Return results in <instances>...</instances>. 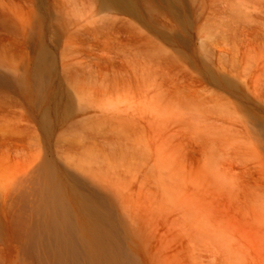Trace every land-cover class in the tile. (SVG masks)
<instances>
[{
  "label": "rangeland",
  "instance_id": "obj_1",
  "mask_svg": "<svg viewBox=\"0 0 264 264\" xmlns=\"http://www.w3.org/2000/svg\"><path fill=\"white\" fill-rule=\"evenodd\" d=\"M43 168L137 264H264V0H0V264H39L14 224Z\"/></svg>",
  "mask_w": 264,
  "mask_h": 264
},
{
  "label": "bare ground",
  "instance_id": "obj_2",
  "mask_svg": "<svg viewBox=\"0 0 264 264\" xmlns=\"http://www.w3.org/2000/svg\"><path fill=\"white\" fill-rule=\"evenodd\" d=\"M48 68L49 55L40 47L32 80L23 78L16 83L40 95ZM45 169L17 182L15 232L29 256L39 264H51V260L55 264H135L132 247L119 240L118 228L103 203L88 201L74 191L83 213L91 219L90 237H85L78 227L79 215L52 189L49 178L53 173Z\"/></svg>",
  "mask_w": 264,
  "mask_h": 264
}]
</instances>
